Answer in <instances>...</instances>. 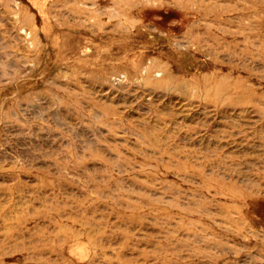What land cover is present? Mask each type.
<instances>
[{
    "label": "rangeland",
    "instance_id": "rangeland-1",
    "mask_svg": "<svg viewBox=\"0 0 264 264\" xmlns=\"http://www.w3.org/2000/svg\"><path fill=\"white\" fill-rule=\"evenodd\" d=\"M0 264H264V0H0Z\"/></svg>",
    "mask_w": 264,
    "mask_h": 264
}]
</instances>
